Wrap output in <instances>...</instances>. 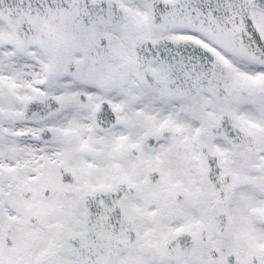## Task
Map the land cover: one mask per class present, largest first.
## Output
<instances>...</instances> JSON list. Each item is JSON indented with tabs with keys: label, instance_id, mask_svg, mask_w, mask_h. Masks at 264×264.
<instances>
[{
	"label": "snow or ice",
	"instance_id": "6c2138e0",
	"mask_svg": "<svg viewBox=\"0 0 264 264\" xmlns=\"http://www.w3.org/2000/svg\"><path fill=\"white\" fill-rule=\"evenodd\" d=\"M0 264H264V0H0Z\"/></svg>",
	"mask_w": 264,
	"mask_h": 264
}]
</instances>
